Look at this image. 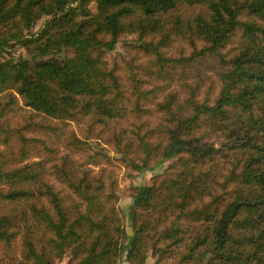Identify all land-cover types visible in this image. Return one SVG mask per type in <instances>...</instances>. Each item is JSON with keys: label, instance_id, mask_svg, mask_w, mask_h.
I'll return each instance as SVG.
<instances>
[{"label": "trees", "instance_id": "1", "mask_svg": "<svg viewBox=\"0 0 264 264\" xmlns=\"http://www.w3.org/2000/svg\"><path fill=\"white\" fill-rule=\"evenodd\" d=\"M124 34L151 54L156 78L197 55L222 65L208 100H179L169 78L142 90L132 83V111L142 95L165 90L155 103L163 123L155 145L143 141L140 155L125 161L139 171L153 153V164L173 156L172 169L135 185L126 236L101 181L64 168L65 156L25 160L38 138L18 133L17 149L0 148V251L17 241L11 264H56L63 254L64 264H119L122 255L144 264L146 242L161 229L151 241L157 262L178 248L174 264H264V0H0V113L18 97L50 120L123 117L119 80L104 54ZM171 35L188 41V55L164 54ZM10 41L24 54L2 55ZM217 185L224 195L212 191Z\"/></svg>", "mask_w": 264, "mask_h": 264}, {"label": "rangeland", "instance_id": "2", "mask_svg": "<svg viewBox=\"0 0 264 264\" xmlns=\"http://www.w3.org/2000/svg\"><path fill=\"white\" fill-rule=\"evenodd\" d=\"M90 10H94L93 3L90 4ZM179 11L183 12L184 9L181 8ZM44 19V16L39 17L28 31L32 32L38 29ZM199 43L196 41V46ZM166 44L163 50L164 54L169 56L188 55L191 50L188 41L176 38L174 35L169 37ZM234 45L235 37L221 48V51L227 54L231 48H234ZM18 54L23 55L24 50L12 41L2 51L4 56L15 57ZM104 59L107 67L112 68L119 80L123 95L121 102L127 108L123 117L106 119L98 123H93L91 117L85 118L84 116L62 121L50 120L24 105L22 100L17 97L14 104L9 107L5 106L1 110L0 123L6 128V132L0 129V148L7 151L17 149L18 144L15 139H17L18 133H22L25 136L31 137L32 135L38 138L34 141V147L29 149L28 157L25 160L53 157L60 158L59 162H61V158L65 156L64 168L66 165L69 166L77 175L86 171L89 177L94 181L97 179L101 181L104 190L113 195L114 198L111 201L120 211L123 229L126 236H129L131 234L129 215L132 213L130 203L135 185L156 183L159 178L157 175L165 169H172L169 166L174 160L172 156L153 164L152 161L157 157L153 153L154 155L151 154L148 157L151 166L139 171L130 167L125 161L126 155H140L143 141L154 146L161 136L160 129L163 123L161 112L155 109V103L165 93V90L160 88L157 89V92L150 91L142 95L139 98V110L132 111L129 106L132 101L129 95L132 83L135 80L136 86L142 90L153 85L159 86L169 78L167 88L174 87L176 89L174 92L177 93L179 100L189 99L191 95L196 96V99L208 100L217 90L218 72L222 69V65L215 56L197 55L194 59L187 61L188 64L184 69L167 66L163 69H166L165 77H153V73L149 74V69L155 67L150 63L152 56L145 54L138 47L134 34L120 36L115 46L104 54ZM187 86L190 88L188 89ZM208 137L212 139L211 135ZM4 138H7L6 142H4ZM213 141L217 144L216 138H213ZM214 161L219 170L223 165L222 159L216 156ZM48 180L54 186L60 187L55 178H48ZM212 191L222 193V189L218 185ZM223 193L222 195H224ZM200 198L207 199V197ZM180 223L187 228L185 219L180 220ZM192 227L191 224V230ZM158 233H161V229H155L146 242L144 264H174L180 253L177 252L178 248H172L157 262L158 252L154 250V246L152 250L151 241ZM16 247L17 241L8 251H0L1 264H11L17 260ZM66 259L67 256L63 254L56 264H64ZM119 264H128L123 255Z\"/></svg>", "mask_w": 264, "mask_h": 264}]
</instances>
